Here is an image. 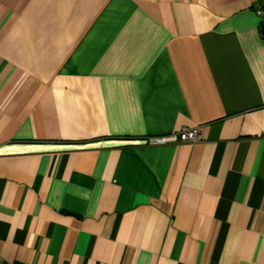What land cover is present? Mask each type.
<instances>
[{
  "label": "crops",
  "instance_id": "1",
  "mask_svg": "<svg viewBox=\"0 0 264 264\" xmlns=\"http://www.w3.org/2000/svg\"><path fill=\"white\" fill-rule=\"evenodd\" d=\"M263 4L0 0V264H264Z\"/></svg>",
  "mask_w": 264,
  "mask_h": 264
},
{
  "label": "built area",
  "instance_id": "2",
  "mask_svg": "<svg viewBox=\"0 0 264 264\" xmlns=\"http://www.w3.org/2000/svg\"><path fill=\"white\" fill-rule=\"evenodd\" d=\"M259 17H264V4L255 10ZM202 139V134L198 127H182L178 133L166 136H157L150 138L152 144L178 143V142H196Z\"/></svg>",
  "mask_w": 264,
  "mask_h": 264
}]
</instances>
